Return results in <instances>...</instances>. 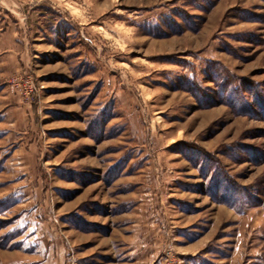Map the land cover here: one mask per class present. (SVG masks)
<instances>
[{"label":"rangeland","instance_id":"374dc122","mask_svg":"<svg viewBox=\"0 0 264 264\" xmlns=\"http://www.w3.org/2000/svg\"><path fill=\"white\" fill-rule=\"evenodd\" d=\"M0 264H264V0H0Z\"/></svg>","mask_w":264,"mask_h":264}]
</instances>
